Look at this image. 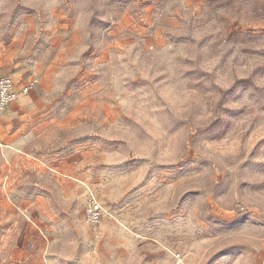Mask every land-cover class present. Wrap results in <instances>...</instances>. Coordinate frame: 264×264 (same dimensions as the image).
I'll list each match as a JSON object with an SVG mask.
<instances>
[{
	"label": "rangeland",
	"instance_id": "rangeland-1",
	"mask_svg": "<svg viewBox=\"0 0 264 264\" xmlns=\"http://www.w3.org/2000/svg\"><path fill=\"white\" fill-rule=\"evenodd\" d=\"M24 39L49 93L0 120V264H264V0H0Z\"/></svg>",
	"mask_w": 264,
	"mask_h": 264
},
{
	"label": "crops",
	"instance_id": "crops-1",
	"mask_svg": "<svg viewBox=\"0 0 264 264\" xmlns=\"http://www.w3.org/2000/svg\"><path fill=\"white\" fill-rule=\"evenodd\" d=\"M147 12H146V18H149V13ZM169 25L170 24H167L166 26L169 27ZM63 31L60 32L58 27L56 26L55 30L53 29L47 33L46 36L48 41V44L46 45L47 51L53 50L54 48L57 47L68 48L71 46L72 44L71 41L73 40H70V37L73 34L72 32L73 30L65 29ZM132 31H135V29L132 28ZM22 42L23 45L21 46L19 45L14 49H10L9 52H6L5 48H0V73L5 74L10 78H12L16 84L17 90H19L21 93L18 101L15 102L16 104L15 103L12 104L6 110L7 112L6 114L3 113V115L2 114L0 115V120L4 115H6L5 116L6 119L11 120L13 114H17L19 117L21 116L25 117L23 112H36L38 107L41 105V102H44L47 99L46 95L47 93H49V91L45 89L47 86H49L47 82L48 78H46L45 76H43L42 80L40 81V85L45 86L43 89H41L42 91L44 90V93L42 94L43 97H39L36 91L28 92L26 94L23 93L24 88L27 86V83H29L31 80V77L27 75L28 69L30 68L34 69L33 74L34 76L35 75L37 76L39 75L41 64L38 61L39 58H35L33 61L27 59V53L30 51V49H28V47L25 45L26 39H24ZM65 42H67V46L65 45ZM0 136H1V131H0Z\"/></svg>",
	"mask_w": 264,
	"mask_h": 264
},
{
	"label": "built area",
	"instance_id": "built-area-1",
	"mask_svg": "<svg viewBox=\"0 0 264 264\" xmlns=\"http://www.w3.org/2000/svg\"><path fill=\"white\" fill-rule=\"evenodd\" d=\"M30 87L24 91L28 92ZM21 93L17 90L16 84L12 78L0 73V115L3 114L12 104L18 101ZM1 128V126H0ZM87 222L92 227H97L102 220V210L96 199L91 201L87 209ZM180 258V255H178Z\"/></svg>",
	"mask_w": 264,
	"mask_h": 264
}]
</instances>
